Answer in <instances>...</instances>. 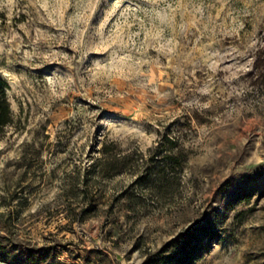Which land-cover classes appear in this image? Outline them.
Wrapping results in <instances>:
<instances>
[{"label":"rangeland","instance_id":"1","mask_svg":"<svg viewBox=\"0 0 264 264\" xmlns=\"http://www.w3.org/2000/svg\"><path fill=\"white\" fill-rule=\"evenodd\" d=\"M0 78V264H264V0H0Z\"/></svg>","mask_w":264,"mask_h":264},{"label":"trees","instance_id":"2","mask_svg":"<svg viewBox=\"0 0 264 264\" xmlns=\"http://www.w3.org/2000/svg\"><path fill=\"white\" fill-rule=\"evenodd\" d=\"M262 58H260V53L255 60V69H262L263 65L261 63ZM12 124V114L10 110V105L6 96V83L0 78V137L4 133L6 127ZM167 145L164 146V153L160 159H156L153 162L151 158V165L146 168L143 174L135 181V185L141 189L148 190L152 194L158 193L160 189H163L169 181L170 174H174L176 171L180 170L182 165H179V156L174 153V145L171 140H166ZM180 155V154H179ZM184 162V161H183ZM182 164V163H181ZM185 238H193L192 231H188ZM193 250L186 255L190 256ZM45 255L35 254L31 251L20 254V261L26 264H37V260L40 262L44 261ZM2 262H7V259L1 258ZM15 264H18L17 262Z\"/></svg>","mask_w":264,"mask_h":264}]
</instances>
